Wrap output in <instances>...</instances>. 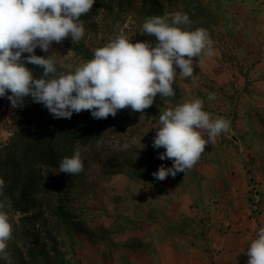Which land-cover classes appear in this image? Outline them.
<instances>
[{
	"label": "rangeland",
	"instance_id": "1",
	"mask_svg": "<svg viewBox=\"0 0 264 264\" xmlns=\"http://www.w3.org/2000/svg\"><path fill=\"white\" fill-rule=\"evenodd\" d=\"M177 11L191 21L182 29L208 31L215 54L194 57L189 78L177 68L175 96L157 94L142 113L57 119L29 98L15 109L0 98V178L13 225L0 264H246L264 227V0H95L79 42L35 54H52L58 74L65 64L74 70L118 35L154 45L145 20L171 23ZM26 67L40 76L39 66ZM195 98L230 130L190 170L159 181L153 173L172 166L152 147L159 116ZM77 150L83 171L58 173Z\"/></svg>",
	"mask_w": 264,
	"mask_h": 264
},
{
	"label": "clouds",
	"instance_id": "2",
	"mask_svg": "<svg viewBox=\"0 0 264 264\" xmlns=\"http://www.w3.org/2000/svg\"><path fill=\"white\" fill-rule=\"evenodd\" d=\"M94 3L95 0H0V98H6L11 108H23L29 98L57 119H71L73 113L82 111H89L95 119H106L128 107L142 113L152 106L157 94L175 96L177 68L179 76L189 78L193 75L194 57L215 54L208 31L182 29L180 26L191 21L186 13L177 11L171 14V23L168 17L160 16L145 20L143 33L155 37L154 45L149 41L132 43L130 38L118 35L96 48L93 59L74 70L71 64H65L68 71L58 74L52 54L36 55L35 49L48 53L54 42L59 44L69 37L79 42L85 33L81 17ZM25 53L28 55H22ZM26 64L39 66L40 76L37 78ZM208 99H215V93H209ZM203 109V100L195 98L159 116L160 127L156 128L152 147L163 148L158 158L171 160L172 166L161 165L153 173L157 180L190 170L206 145L230 130L229 120L213 118ZM81 171L79 150L59 164L58 173ZM4 189L5 181L0 178V256L8 259L6 249L13 225L4 209H10L12 204ZM245 255L246 264H264V227L258 229Z\"/></svg>",
	"mask_w": 264,
	"mask_h": 264
}]
</instances>
